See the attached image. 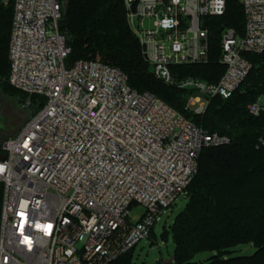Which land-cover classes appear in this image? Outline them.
Instances as JSON below:
<instances>
[{
	"label": "built area",
	"instance_id": "1",
	"mask_svg": "<svg viewBox=\"0 0 264 264\" xmlns=\"http://www.w3.org/2000/svg\"><path fill=\"white\" fill-rule=\"evenodd\" d=\"M0 1L13 7L8 83L44 99L1 146L0 264H110L148 238L192 181L201 151L228 139L133 90L118 68L67 66L61 0ZM239 1L243 36L223 31L225 71L207 84L173 68L208 62L206 21L225 13L226 0H124L152 76L190 89L185 108L194 114L210 98H230L251 69L243 55L264 52V0ZM263 111L264 98L247 106L253 117ZM132 205L144 213L132 216Z\"/></svg>",
	"mask_w": 264,
	"mask_h": 264
},
{
	"label": "trees",
	"instance_id": "2",
	"mask_svg": "<svg viewBox=\"0 0 264 264\" xmlns=\"http://www.w3.org/2000/svg\"><path fill=\"white\" fill-rule=\"evenodd\" d=\"M12 18V5L4 6L0 1V92L34 116L44 99L22 93L8 83ZM206 24L208 62L174 67L173 72L216 84L225 71L220 62L223 31L232 29L239 36L244 33L240 1L226 0L225 13ZM58 31L70 49L67 66L77 61H100L118 68L133 90L154 95L196 127L228 139L226 144L201 151L197 172L184 191L186 204L163 229L164 242L171 235L174 264H196L194 258L204 252L214 253L205 264H264V111L258 117L247 112L248 105L264 98V52L245 53L243 58L251 69L238 89L228 99L210 98L204 114L197 115L185 108L190 89L165 85L152 76L141 45L127 25L124 0H61ZM1 194L0 184V206ZM241 245H252L254 253L223 257ZM133 249L110 264H131Z\"/></svg>",
	"mask_w": 264,
	"mask_h": 264
},
{
	"label": "rangeland",
	"instance_id": "3",
	"mask_svg": "<svg viewBox=\"0 0 264 264\" xmlns=\"http://www.w3.org/2000/svg\"><path fill=\"white\" fill-rule=\"evenodd\" d=\"M30 109H26L17 100L0 92V153L3 142L11 135H14L32 117ZM186 204L185 193H182L159 215V220L153 226V233L149 238L140 241L132 250L131 264H174V246L170 233L167 241L161 239L164 227L171 225L176 216L183 210ZM132 216L138 217L144 213V209L138 205H132L129 209ZM254 253L252 245L237 246L230 253L223 257L231 258L237 256H251ZM214 253L204 252L198 254L194 261L196 264H205Z\"/></svg>",
	"mask_w": 264,
	"mask_h": 264
},
{
	"label": "water",
	"instance_id": "4",
	"mask_svg": "<svg viewBox=\"0 0 264 264\" xmlns=\"http://www.w3.org/2000/svg\"><path fill=\"white\" fill-rule=\"evenodd\" d=\"M3 157H4L3 155H0V160H3L4 159Z\"/></svg>",
	"mask_w": 264,
	"mask_h": 264
}]
</instances>
